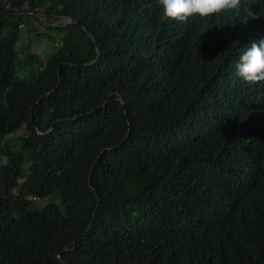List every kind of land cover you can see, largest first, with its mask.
<instances>
[{
	"label": "trees",
	"instance_id": "16d2710c",
	"mask_svg": "<svg viewBox=\"0 0 264 264\" xmlns=\"http://www.w3.org/2000/svg\"><path fill=\"white\" fill-rule=\"evenodd\" d=\"M161 15L0 0V264H264V81L236 74L264 0Z\"/></svg>",
	"mask_w": 264,
	"mask_h": 264
},
{
	"label": "clouds",
	"instance_id": "9594fccd",
	"mask_svg": "<svg viewBox=\"0 0 264 264\" xmlns=\"http://www.w3.org/2000/svg\"><path fill=\"white\" fill-rule=\"evenodd\" d=\"M258 0H159L161 21L184 23L191 17L209 20L227 13H249ZM237 75L254 84L264 81V39L253 42L236 64Z\"/></svg>",
	"mask_w": 264,
	"mask_h": 264
},
{
	"label": "rangeland",
	"instance_id": "374dc122",
	"mask_svg": "<svg viewBox=\"0 0 264 264\" xmlns=\"http://www.w3.org/2000/svg\"><path fill=\"white\" fill-rule=\"evenodd\" d=\"M27 21V25L25 24L23 26V30L21 31V37L22 42L17 45V49H19L21 46H23L27 41L32 43V48L35 52L39 53L43 58L47 56V53L50 51L53 52L55 50L54 45L55 42L53 40H47L43 37H36L33 32H30V26L34 21L33 17H24ZM62 20V19H60ZM64 21V20H63ZM36 25L39 27L40 31H44L45 28L40 25L39 23H36ZM21 44V45H20ZM20 45V47H19ZM49 53V54H50ZM48 199H45L43 203H47ZM41 204V203H40Z\"/></svg>",
	"mask_w": 264,
	"mask_h": 264
}]
</instances>
